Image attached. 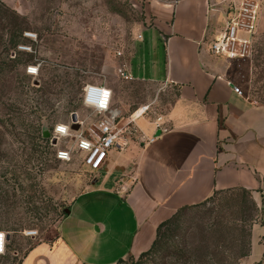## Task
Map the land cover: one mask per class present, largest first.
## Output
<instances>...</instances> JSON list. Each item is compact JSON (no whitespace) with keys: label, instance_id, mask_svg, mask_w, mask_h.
<instances>
[{"label":"rangeland","instance_id":"374dc122","mask_svg":"<svg viewBox=\"0 0 264 264\" xmlns=\"http://www.w3.org/2000/svg\"><path fill=\"white\" fill-rule=\"evenodd\" d=\"M15 1L18 8L0 0V230L9 236L0 264H21L32 245L53 238L94 177L77 153L58 159V149L74 143L37 138L41 124L52 131L77 114L89 128L95 117L82 105L87 83L107 84L113 105L126 115L146 105V115H162L178 93L119 73L131 74L127 66L143 49L154 25L151 5L174 0ZM249 49L233 71L246 95L264 103V29ZM213 199L177 212L152 252L117 264H216L222 258L239 264L260 210L242 190ZM221 220L241 230L220 238L212 229ZM32 230L36 235H28Z\"/></svg>","mask_w":264,"mask_h":264},{"label":"crops","instance_id":"0c3cea01","mask_svg":"<svg viewBox=\"0 0 264 264\" xmlns=\"http://www.w3.org/2000/svg\"><path fill=\"white\" fill-rule=\"evenodd\" d=\"M243 1L151 5L154 25L127 69L135 79L176 88L173 104L162 115L146 112L137 120L145 141L112 149L57 234L32 245L21 264H117L138 257L180 208L237 189L249 191L260 210L250 251L239 264H264V103L234 90L243 86L234 65L247 56L231 59L209 50L231 7ZM253 1L259 5L258 33L264 29V0ZM8 2L18 8L15 0Z\"/></svg>","mask_w":264,"mask_h":264},{"label":"built area","instance_id":"2783aa9c","mask_svg":"<svg viewBox=\"0 0 264 264\" xmlns=\"http://www.w3.org/2000/svg\"><path fill=\"white\" fill-rule=\"evenodd\" d=\"M259 5L253 0H244L239 6L233 5L231 14L221 36L210 44V51L219 56L227 58H240L250 52L251 38L256 33V21ZM246 33L249 37L243 35ZM34 68L29 66L28 70ZM123 78L132 77L123 68L119 69ZM235 92L244 95L240 86L233 85ZM82 105L92 110L95 120L89 128L81 121L79 129H73V121L58 124L54 127L52 138L55 136L57 143L61 140L72 141L74 148L68 146L58 149L57 156L61 160H70L74 153L80 155L82 163L91 171L99 170L108 153L112 149L124 150L130 141L144 142L145 138L137 124V120L146 114L149 106H143L141 112L136 110L130 115L124 114L122 110L113 106V90L107 84L87 83L82 94ZM63 128L64 131H59ZM50 138V140H52ZM0 255L7 251L8 234L0 230ZM28 235H36V231H29Z\"/></svg>","mask_w":264,"mask_h":264},{"label":"trees","instance_id":"16d2710c","mask_svg":"<svg viewBox=\"0 0 264 264\" xmlns=\"http://www.w3.org/2000/svg\"><path fill=\"white\" fill-rule=\"evenodd\" d=\"M43 125L41 124L40 127H38L37 129V135L36 137L39 138V139H46V140H49L47 138H44L43 136ZM237 190H242L244 192V194L246 195H249L250 197V192L247 191V190H244V189H237ZM235 190H227V191H215L214 194L209 197L207 200H205L204 202L200 203V204H196V205H190V206H185V207H182L180 208L177 212L181 211V210H184V209H187V208H191V207H195V206H200V205H204L206 204L207 202H209L210 200H214L213 198L217 195H220L222 193H230V192H233ZM253 202V201H252ZM253 204L255 205V203L253 202ZM256 206V205H255ZM173 214V216L165 221H163L159 226H158V230H157V237L154 241V243L152 244L151 248L145 252H143L140 256H143L145 254H148L150 252H152L154 249L157 248V246L159 245L160 243V240L162 239V235H164V229L167 227V225H169L170 223H172V221L174 220L176 214ZM241 221L244 222L243 219H241ZM237 230H241V229H237V227H234V226H230L228 224H226V222L224 221H218L214 228L212 229L213 232H216V235H218L220 238H225L227 235L229 234H232L233 232L237 231ZM211 240V239H209ZM250 249L247 251V252H242L240 253V259L241 257H244L246 255H248ZM131 257V256H130ZM123 261V260H121ZM120 261V262H121ZM217 261V260H216ZM210 264V263H209ZM216 264H228V261L225 259V258H222L221 260L217 261Z\"/></svg>","mask_w":264,"mask_h":264},{"label":"water","instance_id":"95a60500","mask_svg":"<svg viewBox=\"0 0 264 264\" xmlns=\"http://www.w3.org/2000/svg\"><path fill=\"white\" fill-rule=\"evenodd\" d=\"M72 121H73V123H74V124H73V129H76V130L79 129L80 124L78 123L77 114H74V115H73ZM160 132H161V130H158V132H157L158 134H157V135H159ZM42 133H43L44 138H47V139L52 138V132H51V129H50L49 126L46 125V124L43 125V132H42ZM52 140H53L54 143L57 142L55 136L52 138ZM8 238H9V236H8Z\"/></svg>","mask_w":264,"mask_h":264},{"label":"snow or ice","instance_id":"6c2138e0","mask_svg":"<svg viewBox=\"0 0 264 264\" xmlns=\"http://www.w3.org/2000/svg\"><path fill=\"white\" fill-rule=\"evenodd\" d=\"M29 71H30V72H35V71H36V69H34V68H31V69H29ZM59 131H61V132H62V131H64V129H59ZM2 235H3V234H0V237H2Z\"/></svg>","mask_w":264,"mask_h":264},{"label":"bare ground","instance_id":"6f19581e","mask_svg":"<svg viewBox=\"0 0 264 264\" xmlns=\"http://www.w3.org/2000/svg\"><path fill=\"white\" fill-rule=\"evenodd\" d=\"M140 112H141V109H139V110L137 111V114L140 113Z\"/></svg>","mask_w":264,"mask_h":264},{"label":"clouds","instance_id":"9594fccd","mask_svg":"<svg viewBox=\"0 0 264 264\" xmlns=\"http://www.w3.org/2000/svg\"><path fill=\"white\" fill-rule=\"evenodd\" d=\"M60 129H63V128H60Z\"/></svg>","mask_w":264,"mask_h":264}]
</instances>
